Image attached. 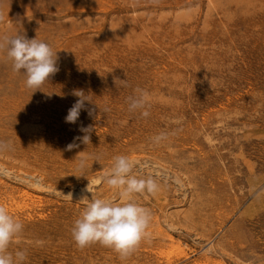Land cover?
I'll return each mask as SVG.
<instances>
[{"label":"rangeland","instance_id":"obj_1","mask_svg":"<svg viewBox=\"0 0 264 264\" xmlns=\"http://www.w3.org/2000/svg\"><path fill=\"white\" fill-rule=\"evenodd\" d=\"M0 17V40L44 41L59 68L33 92L0 50V204L24 225L9 251L25 264H264V0H0ZM137 88L148 117L128 111ZM78 89L93 115L69 124ZM81 126L91 144L66 150ZM82 151L99 160L79 171ZM117 155L159 186L133 196L151 222L125 260L71 235L81 196L123 202L103 180Z\"/></svg>","mask_w":264,"mask_h":264},{"label":"clouds","instance_id":"obj_2","mask_svg":"<svg viewBox=\"0 0 264 264\" xmlns=\"http://www.w3.org/2000/svg\"><path fill=\"white\" fill-rule=\"evenodd\" d=\"M0 50H6L7 58L12 62L13 71L23 72L26 77L25 86L33 89V92L40 90L43 84L59 71L57 52H54L48 43L37 38L28 39L20 33L13 37L6 36L0 40ZM117 80L122 86H127L126 80L116 79L115 84ZM135 92L136 95L127 98L128 111L139 110L141 116L148 117L150 113L146 108L149 93L140 88L135 89ZM73 95L78 99L69 108L65 117V122L69 124L77 123L82 110H87L89 116H92L94 111L86 107V102L94 104L91 94L78 89L74 90ZM108 110L105 109V111ZM79 130L84 135L75 137L73 143L67 145L66 150L71 151L79 147L75 143L76 140H80L85 145L91 144L93 127L81 126ZM166 138L167 134L161 133L153 139L159 142ZM5 147L6 145L0 142V149ZM81 153L83 151L79 152L75 158L79 171L87 167L90 158L99 160V157H89ZM133 167V162L127 156L117 155L113 157L112 166L103 177L104 182L110 188L120 190L123 202L94 198L93 195L91 198L81 196L79 201H87V203L71 228L72 239L79 249L99 244L112 249L121 260H125L135 252L145 238L151 222V213L147 208L140 206L133 196L145 191L155 195L159 186L151 177L138 179L132 175ZM84 191L92 193L90 183ZM67 196L72 200L71 193ZM23 231V223L13 216L3 204H0V264H25L28 259L26 250L9 251L10 245L18 242ZM36 243L43 244V241H36Z\"/></svg>","mask_w":264,"mask_h":264},{"label":"bare ground","instance_id":"obj_3","mask_svg":"<svg viewBox=\"0 0 264 264\" xmlns=\"http://www.w3.org/2000/svg\"><path fill=\"white\" fill-rule=\"evenodd\" d=\"M253 9V8H252ZM231 21V20H230ZM244 22V21H243ZM230 27V26H229ZM130 39V38H129ZM134 44H136V43H134ZM208 46V45H207ZM143 48V47H142ZM204 51V50H203ZM136 53V52H135ZM123 54V53H122ZM139 55V54H138ZM189 61V60H188ZM201 70H202V68H201ZM167 114V113H166ZM38 181V180H37ZM23 182V181H22ZM32 182V181H31ZM30 182V183H31ZM33 183H35V181L33 182ZM40 183V182H39ZM87 184V183H86ZM34 185V184H33ZM42 185V184H41ZM31 186V185H30ZM87 186V185H86ZM22 191V190H21ZM59 193V192H58ZM28 194V193H27ZM79 194V193H78ZM65 196V195H64ZM80 196V195H79ZM68 199V198H67ZM37 213V212H36ZM156 216V215H155ZM162 219V218H161ZM167 232V231H166ZM161 234H163V235H167V234H165L164 232L162 233V232H160ZM168 236V239H170L171 240V236H170V234L169 235H167ZM167 239V240H168ZM173 239V238H172Z\"/></svg>","mask_w":264,"mask_h":264}]
</instances>
